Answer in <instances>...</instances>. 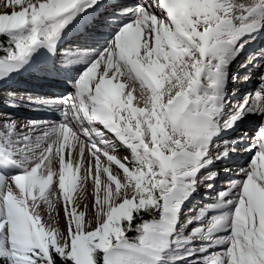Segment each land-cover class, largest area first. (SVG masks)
<instances>
[{"label":"snow or ice","instance_id":"snow-or-ice-1","mask_svg":"<svg viewBox=\"0 0 264 264\" xmlns=\"http://www.w3.org/2000/svg\"><path fill=\"white\" fill-rule=\"evenodd\" d=\"M70 28L83 29L97 45L77 53L82 70L56 63L58 42ZM262 28L264 0H0V34L7 37L0 78L26 69L62 71L74 89L42 102L60 111L58 122L18 129L9 115L0 117V264H264V51L254 65L260 73L254 95L231 114L224 111L229 76L237 78L230 65ZM256 58L238 67L251 70ZM250 115L259 118L251 140L220 141ZM97 123L131 150V166L113 154ZM74 129L91 141L94 176L92 159L83 168L82 143L73 157ZM214 138L223 149L215 158ZM228 143L246 145L250 159L237 176L225 165L227 183L185 221L197 226L184 235L182 205L201 169L232 162ZM89 176L97 211L86 218L74 193ZM220 176L214 170L200 179L212 189ZM53 197L63 198L66 233L42 220L39 206L51 208ZM136 219L142 222L129 238Z\"/></svg>","mask_w":264,"mask_h":264},{"label":"bare ground","instance_id":"bare-ground-1","mask_svg":"<svg viewBox=\"0 0 264 264\" xmlns=\"http://www.w3.org/2000/svg\"><path fill=\"white\" fill-rule=\"evenodd\" d=\"M114 3V1L112 2ZM67 35H69V33H67V31L62 35V38H65ZM262 36H264V28H262L261 30H259L256 34L255 37L253 39H250L248 41V43L244 46L243 51L239 54V56L236 58V60L234 62L231 63L230 65V72L231 71H235V67L237 65H239V63L246 61L248 59V56L245 55L246 53V49H248V47H250L252 45V41L254 40H262ZM85 39H87L85 37ZM264 47V45H262ZM6 55V53L4 54ZM238 63V64H237ZM76 68H79L80 70H82V68L86 65H82V66H75ZM102 65L100 66V68L98 69V71H102ZM31 72L33 77L36 79L34 83H30V87H29V91L26 94V97L24 98L23 101L26 102H30L31 104L34 105V102L31 100V93L34 92H38V91H42V90H46V89H52V91L55 92V96L53 97L52 100H60L61 98L67 96L66 92L63 90L66 87V84L72 83L70 80H65L68 79V74L66 72H62V71H33L31 69H26V70H21V71H17L18 73H24V72ZM16 72L10 74L8 77L5 78H0V86H2L0 88L1 91H6V90H11L14 88V86H16L14 89H16L17 87H21L22 90L20 91H24L25 86H21L19 85V83L21 82H13V80H11L10 76H13V74H15ZM244 68L239 72L236 81L228 86V90H230V94H232V98L231 101L228 105L227 108L224 109V111L228 114H231V110L233 108L234 105H236L237 103L242 102L243 97V90L242 89L240 91V93H238V90L240 89L242 82L240 81V78L243 77L244 75ZM229 78H231V75L229 76ZM133 81H128L126 84V87H132L133 85ZM11 87V88H10ZM259 87V81H257L254 84H251L248 87V93L252 95H254L256 89ZM73 89L72 87L69 88V93L72 92ZM36 90V91H35ZM48 93V92H47ZM51 93V92H49ZM233 93H236L235 95H233ZM134 95L138 96L139 95V84L136 83L135 86V90H134ZM135 103V101H134ZM1 106V104H0ZM7 106H12V104H8ZM14 107L8 109V110H4L1 109L0 107V117H3L5 115H9L11 117V119H13L16 124L18 129H20L21 125H27L30 121H38V122H58L62 119V117L60 116V112L58 113L57 108L53 105V106H49L46 104H41V106L39 108H35L34 106H25L22 104H13ZM14 108V109H13ZM37 109V110H36ZM4 112V113H3ZM45 114L49 115V116H53V117H57L59 118L57 121H54V118H43L45 116ZM48 116V117H49ZM59 116V117H58ZM228 119V115H224L220 118V122L221 124L223 123L224 120ZM258 117L255 115L253 117V120H251V122L253 124H257L258 123ZM102 127V125H101ZM75 131H77V136H78V140L79 142L77 143V145L75 146V149L73 151V157L74 159L80 156L79 153V144L82 143L84 145V152L82 155V159H83V168L86 169L87 165H88V161L90 159H92V163H93V169H92V173L94 176L95 173V169H94V158H91L88 152V148L90 146L89 143V138L88 136H86L85 134H83L82 132H80L78 129H74ZM110 136L106 135V140L111 141L113 144V147L115 149V151L113 152V154L117 155L118 158H121L122 162H126L129 164V166H131V161L132 158H129V156H126V151H124L123 149H121L119 147V144L122 143L120 142L118 139L114 140L112 138H109ZM76 142V141H75ZM101 160L102 162H104L105 164L107 163V158L104 157L101 153ZM113 169V172L116 173L118 166L115 165V163L113 162L110 165ZM204 172V170L202 169L198 175H197V179L198 177ZM82 175H84V171L82 169L81 172ZM8 175H11V173H8ZM122 177V170H119V175L118 178ZM101 180L102 182H106L107 181V176L106 174H102L101 175ZM204 182V181H203ZM202 182V183H203ZM201 183V180H197V184L196 187L199 185V188H196L194 193H198L199 190L204 189V186L206 185L207 182H204L203 184ZM114 187V184H113ZM80 192V203H78L77 208L78 209H83V211H86V215H90L93 216L94 213L97 211V208L94 207L96 205V190H95V185H94V181L92 176H89L84 182H83V186L82 189L79 190ZM91 206V207H89ZM44 209L49 208L48 206L43 207ZM47 210V209H46ZM57 210V209H56ZM53 211V210H52ZM55 213V212H54ZM53 214V213H52ZM54 216V214L52 215ZM59 216V215H58ZM63 223V222H62ZM54 225V224H53ZM62 225V224H61ZM195 224H188L187 228L185 229V231L183 232L184 235H188L191 232V229ZM56 227V226H55ZM92 227H95V224H92ZM200 243V241L198 239H194L193 240V245L198 246ZM214 249H209V252L213 251ZM177 264H191L190 260H184V261H180L179 259L177 260Z\"/></svg>","mask_w":264,"mask_h":264},{"label":"rangeland","instance_id":"rangeland-1","mask_svg":"<svg viewBox=\"0 0 264 264\" xmlns=\"http://www.w3.org/2000/svg\"><path fill=\"white\" fill-rule=\"evenodd\" d=\"M4 39H6V43L5 44H2L1 46V50L3 51V48L4 47H7V37L4 35V34H0ZM2 86H0L1 88ZM16 86H14L15 88ZM11 88V87H10ZM13 88V89H14ZM72 91L74 89H71ZM14 100V103H12V101L9 102V105L10 104H22V105H25V106H33V104H31L30 102H26V101H23V100H19L17 101V99H13ZM2 98L0 97V104L2 105ZM17 102V103H15ZM8 105V104H7ZM8 109V108H6ZM10 109V108H9ZM14 109V108H13ZM60 111H58L59 113ZM4 113V112H3ZM55 119H59V118H55ZM54 121H57L55 120ZM79 142V140H77L76 142L74 141L73 143L75 145H77V143ZM75 147L73 148V151H74ZM126 156H127V153H126ZM74 197H75V205L76 207L78 206V203H80V192L78 190L77 193H74ZM48 205H45L43 203H41V205L39 206V211L41 213V216H42V220L48 224L49 226L53 227V228H59L62 232H67V229H68V223H67V218L65 216V212H64V202H63V198L60 197L59 199H56V197H53V202H52V206L51 208H46L44 209L43 207H46ZM91 207V206H89ZM57 209V210H56ZM53 210V211H52ZM78 211H83V209H78ZM55 212V213H54ZM85 212V216L86 218L90 217V215H86V211ZM54 216H52L53 214ZM59 215V216H58ZM63 222V223H62ZM54 224V225H53ZM62 224V225H61ZM56 226V227H55Z\"/></svg>","mask_w":264,"mask_h":264},{"label":"trees","instance_id":"trees-1","mask_svg":"<svg viewBox=\"0 0 264 264\" xmlns=\"http://www.w3.org/2000/svg\"><path fill=\"white\" fill-rule=\"evenodd\" d=\"M5 42V39H3V37L0 35V47H1V44ZM144 219H150L152 218V215L150 213H145L144 216H143ZM138 222H142V220L140 219H136L133 221V229L129 230L126 232V235L129 237V238H132L134 237L135 235H137V233L135 232L134 230V225Z\"/></svg>","mask_w":264,"mask_h":264}]
</instances>
